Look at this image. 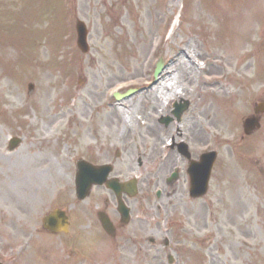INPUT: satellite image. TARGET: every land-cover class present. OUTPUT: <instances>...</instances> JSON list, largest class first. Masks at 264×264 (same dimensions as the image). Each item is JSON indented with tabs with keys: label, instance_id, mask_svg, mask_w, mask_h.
Listing matches in <instances>:
<instances>
[{
	"label": "rangeland",
	"instance_id": "374dc122",
	"mask_svg": "<svg viewBox=\"0 0 264 264\" xmlns=\"http://www.w3.org/2000/svg\"><path fill=\"white\" fill-rule=\"evenodd\" d=\"M77 19L88 29L87 55L75 45ZM160 59L171 74L168 87L111 99L147 85ZM179 97L193 104L180 124L165 128L158 120ZM262 100L264 0H0V206L18 210L24 222L13 235L3 220L10 230L0 231V247L7 234L28 241L23 258L8 264H168V253L174 264H264V115L252 136L243 138L241 127ZM14 137L23 140L9 152ZM173 143H186L194 158L216 151L218 168L190 219L195 225L186 222L195 236L165 250L160 238L170 228L154 207L149 225L140 207L147 193L156 206L167 170L185 164ZM83 156L114 163L120 178H139L134 229L116 244L94 228H75L84 241L70 244L29 229L59 204L81 210L72 205L80 204L73 161ZM140 238L146 256L136 251Z\"/></svg>",
	"mask_w": 264,
	"mask_h": 264
},
{
	"label": "flooded vegetation",
	"instance_id": "af4514ba",
	"mask_svg": "<svg viewBox=\"0 0 264 264\" xmlns=\"http://www.w3.org/2000/svg\"><path fill=\"white\" fill-rule=\"evenodd\" d=\"M178 183H181V185L179 187H176L173 189V193H176V189L181 188V187H185V189L187 190V173L185 171V167L180 168L179 170V176H178ZM185 189H182V193L179 194L180 198H182L183 196H185L187 194V191ZM169 196V194H168ZM125 200L128 201L127 198H125ZM104 207L106 210H109V202L108 200H105L104 202ZM99 201L96 204L97 207L95 208L96 210L93 212V207H91L90 204H88L87 208H86V212L84 213L83 217L85 219H88V211L91 209V216L96 218V215H98L100 207H99ZM130 216L131 212H130ZM39 219V218H38ZM4 221H8L10 224V227L13 229L14 233L13 235H18L22 230H23V218L18 214V210H2V214L0 216V231L6 229V232L8 230H10L9 228H7V226L4 224ZM81 221H84L81 219ZM131 221V220H130ZM70 223L72 225V221L70 220ZM115 227H114V233H113V240L116 241L117 239H120L123 237L124 234V230L129 226L130 222L128 223V225H123L119 222V220L114 221ZM8 241V236L6 235L4 242ZM3 248H5V246H3ZM7 254V252H3L0 249V257H3V254ZM7 256V255H5Z\"/></svg>",
	"mask_w": 264,
	"mask_h": 264
},
{
	"label": "water",
	"instance_id": "95a60500",
	"mask_svg": "<svg viewBox=\"0 0 264 264\" xmlns=\"http://www.w3.org/2000/svg\"><path fill=\"white\" fill-rule=\"evenodd\" d=\"M78 32H79V46H80V48L82 50H85V45H84L85 30L83 29L81 24L78 26ZM254 126H255V122H254L253 119L252 120L251 119L250 120H246L245 126H244L246 133H247L248 130L253 129ZM13 145H15V142L13 143ZM79 195H80V197H83L82 196L83 194L79 193Z\"/></svg>",
	"mask_w": 264,
	"mask_h": 264
},
{
	"label": "bare ground",
	"instance_id": "6f19581e",
	"mask_svg": "<svg viewBox=\"0 0 264 264\" xmlns=\"http://www.w3.org/2000/svg\"><path fill=\"white\" fill-rule=\"evenodd\" d=\"M176 22V21H175ZM176 93V92H175Z\"/></svg>",
	"mask_w": 264,
	"mask_h": 264
}]
</instances>
